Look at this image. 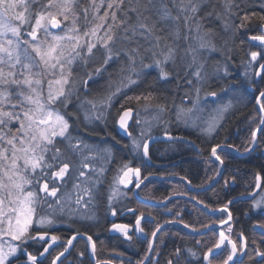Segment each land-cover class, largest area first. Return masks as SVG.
<instances>
[{
	"label": "snow or ice",
	"instance_id": "1",
	"mask_svg": "<svg viewBox=\"0 0 264 264\" xmlns=\"http://www.w3.org/2000/svg\"><path fill=\"white\" fill-rule=\"evenodd\" d=\"M241 33L246 37L241 45L258 42L259 50L249 52L241 88L253 94L259 118H250L254 126L242 153L227 137L211 145L209 159L216 169L205 181L209 184L223 176L233 151L251 154L264 141V0H0V264H44L57 247L61 250L50 264H64L79 237L86 238L94 264H113L97 257L93 235L77 230L65 238L54 227L98 222L101 204L116 217L115 204L128 195L121 186L141 189L152 174L122 163L105 190L113 147L85 137L99 135L101 124L106 130L111 115L114 126L131 139L123 147L146 163L157 140L153 127L163 125L170 141L185 139L172 135L173 122L214 137L234 108L222 94L241 90L219 83L235 79L230 41ZM149 112L150 118L141 115ZM133 123L138 136L130 131ZM261 179L256 173V189H264ZM181 180L192 184L187 177ZM235 182V176L224 179L225 187ZM247 195L251 208L244 214L251 219V210L259 209L264 217V195ZM190 199L202 206V214L220 212L227 218L197 227L185 223L180 212L160 223L151 212L128 208L134 224L111 222L107 230L128 242L134 236L147 240L135 264H160L158 246L170 224L182 225L195 243L175 245L165 264H264V219L251 225L249 236L230 223L233 200L215 208L196 196ZM146 220L155 223L150 234L142 226ZM210 234L213 239H204ZM84 256L78 253L81 260Z\"/></svg>",
	"mask_w": 264,
	"mask_h": 264
},
{
	"label": "trees",
	"instance_id": "2",
	"mask_svg": "<svg viewBox=\"0 0 264 264\" xmlns=\"http://www.w3.org/2000/svg\"><path fill=\"white\" fill-rule=\"evenodd\" d=\"M251 34H258V32L253 31ZM221 36L227 38L223 32H221ZM241 39L246 40L243 33L237 36L235 43L230 41V46L233 48L230 71L233 73L235 79L219 82H230L235 88L241 89L236 93L229 91L222 94L224 102L232 99L234 104V108L226 117L224 127L214 137L210 138L202 135L199 129L185 127L183 124L173 122L169 127L172 135L183 136L190 141H195V146L199 147L193 149L191 145L184 142H166L161 140L159 147L156 146L150 150L151 161L150 163H146L139 156L134 157L129 148L123 147L125 144L130 145L131 139L119 134L118 129L113 124V116L110 115L106 130L104 129V125L101 124L96 128V132L99 135L93 134L85 137L90 143L100 144L101 146L107 143L113 147L114 158L108 166V172L105 176V190L107 189V185L111 183L117 168L125 162H130V166L132 167H140L144 175L151 173V179L145 182L146 186L142 185L141 189L137 190V198L133 194L132 187L131 191L122 187V190L127 191L128 195L126 198L120 197L115 204L118 209L116 217H112L107 212L105 204H101L97 209L98 222L81 223L77 221L72 224V227H69V223L67 222L59 223L54 227L55 234L67 238L77 230L87 232L93 235V239L97 243L98 258L112 259L113 264H120L121 259H123L124 264H128L129 258H131L132 264H135V261L144 254L147 240L134 236L133 241L128 242L119 233L107 230L110 228L111 222L134 224L135 217L127 211L128 208L136 209L137 214L140 211L146 214L151 212L156 217V221L160 223H163L164 220L172 219L176 212H180L185 223L194 224L197 227L201 223H210L213 220H218V218H227L226 214L220 212L214 215L205 211L202 214V206L197 205L195 201L190 199L191 196H196L215 208L223 207L229 200H233V203L229 205V210L233 215V220L230 223L234 231L243 230L246 235H252L251 225L259 219H264V217L258 215L259 209L251 210V219L244 213L248 212L251 208V199L247 195L249 192L257 191L256 198L264 194V189L255 188L256 173H260L262 177L261 183L264 185V169H261V164H264V141L260 143L256 151L245 157H239L233 151L230 160L226 162L223 176L220 177L218 183L210 189H205L209 185L205 181L208 177L214 175L216 169V164L212 163L209 159L211 145L220 143L227 137V142L240 146L242 153L246 140L250 138V129L254 126V121L250 118L255 117L257 121L259 118L252 99L253 94L247 88H241L245 82L243 73L245 71V64L250 59L249 52L257 51L259 47L258 45L253 46L252 43L247 41L241 45ZM218 43H222V41H218ZM218 58V55L213 57V59ZM209 63H211V60ZM214 87H218V83L214 84ZM141 90L143 89H138L137 91ZM129 94L131 95L132 93L130 92ZM211 107L213 106H207V110L210 111ZM114 112L115 109H113ZM141 115L150 118L151 113H142ZM169 118L172 117L168 115L164 117V119ZM130 131L133 136H138L139 134V129L134 123L131 124ZM106 133L116 136V140H113L112 136ZM154 134L163 135V125H161V128L154 127L152 135L155 136ZM117 140L120 143H117ZM201 149L203 151H200ZM232 176H235L236 182L234 184L230 183L225 187L224 179H230ZM181 177H187L188 180H191L192 184L188 185L186 181L181 180ZM198 185H203V187H195ZM176 192H186L188 195L178 196L175 195ZM242 193L244 194L243 196L241 195ZM166 197H170L171 199L166 200ZM160 201H163V203H160ZM165 205L172 210L171 213L166 211ZM142 226L150 234L155 223L146 220L142 221ZM226 228L227 225L222 229ZM164 231L166 235L162 237L163 243L158 246L160 264H165L168 253L175 245L186 244L191 247L195 243L193 236L185 235L188 230L183 229L180 224L165 225ZM204 239L210 240L213 237L210 234ZM87 247L86 238L79 237L77 241H74V248L67 256L64 264H94L89 258L88 251L86 250ZM113 249L116 252L124 253V256L116 257L112 251ZM29 250H33V248L31 247ZM60 250L59 247L55 248L51 256L45 259L44 264H50L52 256H55ZM81 251L85 252L83 260L78 257V253Z\"/></svg>",
	"mask_w": 264,
	"mask_h": 264
},
{
	"label": "water",
	"instance_id": "3",
	"mask_svg": "<svg viewBox=\"0 0 264 264\" xmlns=\"http://www.w3.org/2000/svg\"><path fill=\"white\" fill-rule=\"evenodd\" d=\"M255 43H258V42H255ZM118 132H119V134L121 135V136H126L122 131H119L118 130ZM178 137H181V136H178ZM183 137V136H182ZM185 138V137H184ZM163 139V141H166V142H174V141H170V140H168L167 139V137H163L162 138ZM175 141H179V142H184V143H186V144H189V145H191V146H193V148L194 149H196V146L195 145H193V144H191V143H188V141H190L189 139H187V138H185L184 140H175ZM156 142V141H155ZM155 142H153V143H155ZM153 143H151L150 144V147L153 145ZM239 157H245V156H247V155H238ZM219 178L220 177H217L216 179H217V181L219 180ZM218 182H216V183H213V184H210L209 186H207L205 189H210V188H212L213 186H215L216 184H217ZM134 195L135 196H137L136 195V189H134ZM137 198V197H136ZM217 213V212H216ZM216 227L218 228V227H222L221 225H216Z\"/></svg>",
	"mask_w": 264,
	"mask_h": 264
},
{
	"label": "flooded vegetation",
	"instance_id": "4",
	"mask_svg": "<svg viewBox=\"0 0 264 264\" xmlns=\"http://www.w3.org/2000/svg\"><path fill=\"white\" fill-rule=\"evenodd\" d=\"M174 117H172L171 119H173ZM157 128H161V126H159V127H157ZM155 135V134H154ZM164 136V134L163 135H155V137H157V140H156V142L155 143H153V145L150 147V150L153 148V147H156V146H158L159 147V142L162 140V137ZM174 136V135H173ZM126 137V136H125ZM189 145V144H188ZM193 147V146H192ZM194 149V148H193ZM253 153V152H252ZM237 155H250V154H239V153H236ZM114 174H116V173H114ZM220 179V178H219ZM219 181V180H218ZM210 185V184H209ZM208 185V186H209ZM207 187V186H206ZM257 192V191H256ZM133 194H134V190H133ZM261 195H264V194H261ZM135 196V195H134ZM137 197V196H136ZM259 197V196H258ZM258 197H257V199H258ZM255 210H257V209H255ZM219 212H217V213H214V215H216V214H218ZM217 225H219V224H217ZM226 225H224V226H222V227H218V228H223V227H225ZM114 232V231H113ZM116 233V232H115ZM31 248V247H30Z\"/></svg>",
	"mask_w": 264,
	"mask_h": 264
},
{
	"label": "rangeland",
	"instance_id": "5",
	"mask_svg": "<svg viewBox=\"0 0 264 264\" xmlns=\"http://www.w3.org/2000/svg\"><path fill=\"white\" fill-rule=\"evenodd\" d=\"M257 45H258V43H257ZM208 115H209V111L206 110L205 113H204V117L207 118ZM152 129H154V127H153ZM194 129H195V128H194ZM196 129H198V128H196ZM149 179H151V177H150ZM175 179H176V178H175ZM177 179H178V178H177ZM145 182H146V181H145ZM122 187H123V186H121V188H122ZM131 187H132V186H129V188H131ZM134 189H135V188H133V190H134ZM137 190H138V189H136V192H137ZM260 196H261V195H260ZM260 196H259V197H260ZM259 197H258V199H259Z\"/></svg>",
	"mask_w": 264,
	"mask_h": 264
},
{
	"label": "bare ground",
	"instance_id": "6",
	"mask_svg": "<svg viewBox=\"0 0 264 264\" xmlns=\"http://www.w3.org/2000/svg\"><path fill=\"white\" fill-rule=\"evenodd\" d=\"M257 44V43H256Z\"/></svg>",
	"mask_w": 264,
	"mask_h": 264
}]
</instances>
